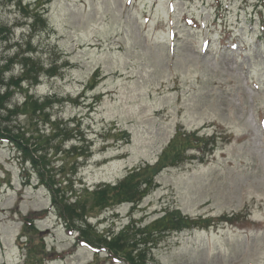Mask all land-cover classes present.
Here are the masks:
<instances>
[{
    "label": "rangeland",
    "instance_id": "rangeland-1",
    "mask_svg": "<svg viewBox=\"0 0 264 264\" xmlns=\"http://www.w3.org/2000/svg\"><path fill=\"white\" fill-rule=\"evenodd\" d=\"M3 24L0 57L30 42L54 66L30 92L60 103L14 122L37 163L0 141V264H129L78 245L39 174L77 191L115 184L179 131L206 139V159L190 148L153 170L142 202L94 209L90 232L179 209L210 225L164 235L146 264H264V0H0Z\"/></svg>",
    "mask_w": 264,
    "mask_h": 264
},
{
    "label": "trees",
    "instance_id": "trees-1",
    "mask_svg": "<svg viewBox=\"0 0 264 264\" xmlns=\"http://www.w3.org/2000/svg\"><path fill=\"white\" fill-rule=\"evenodd\" d=\"M34 14L37 17H42V9L38 8ZM9 33V27L4 24L0 25L1 36ZM25 44V50L21 48L23 45L19 43L21 51L19 49L13 55L0 57V141L8 142L14 147L17 146L22 152L29 154L34 163H37V160L32 157V151L27 146L29 137L19 127L15 126L14 122L19 116L32 117L33 115L39 116L42 114L48 117L46 111L51 108L52 104L55 105L60 102H52L50 96L45 98L36 97L35 94L30 92L31 87L33 88V86L40 83L42 74L52 73L54 66L51 65L53 67L50 70L46 69L39 60L34 58L31 43L26 42ZM16 65H20L18 75L14 74ZM55 75V72L50 74V76ZM26 82L28 88L24 91ZM21 90L25 92L23 101L21 103L14 102L15 94ZM58 126L59 132V123ZM206 143L208 142L205 138L196 137V135L191 136L186 132L179 131L163 150L156 163L145 162L137 165L115 184L104 183V186L91 188L80 182L83 185L81 187L82 191L75 190V184L77 183L72 181L71 178H65L62 182L59 180L57 182L51 176H49V179L46 178L43 172L39 176L42 183L47 185L49 190L55 194L52 206L59 211L66 229L70 232H79L80 235L75 238L78 244L89 245L97 251L103 249L108 257L114 261L124 260L129 264H146L150 247L161 240L164 235L173 231L192 229L206 221H208L207 225L209 226L210 219L206 221L202 220V217L199 218L200 220L189 219L179 209H166L163 211L162 216L149 223L143 224L141 219H132L119 232L108 233L106 237L102 238L97 232H90L91 223L89 219L91 216L89 213L96 208L106 209L120 203L138 205L156 187V176L158 174H154L155 172L160 169L163 170L165 167L181 164L190 148L202 150V152H199L201 156L199 160L204 161L210 154L205 150ZM76 147L77 145H74L71 148L73 151L70 152L73 156L82 154L77 152ZM79 157L76 156V158ZM192 159L198 158L194 157ZM153 170H155L154 173H152ZM46 179H48V182H45ZM29 222L28 226L37 230L34 220L31 219ZM78 222L82 223L81 226L78 225ZM90 233H92V237H89Z\"/></svg>",
    "mask_w": 264,
    "mask_h": 264
}]
</instances>
